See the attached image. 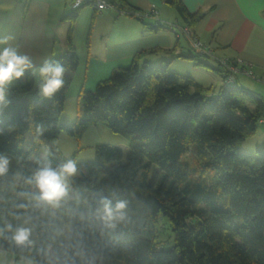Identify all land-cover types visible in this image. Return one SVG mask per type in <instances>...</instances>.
<instances>
[{
	"label": "trees",
	"instance_id": "1",
	"mask_svg": "<svg viewBox=\"0 0 264 264\" xmlns=\"http://www.w3.org/2000/svg\"><path fill=\"white\" fill-rule=\"evenodd\" d=\"M109 1L125 7L122 0ZM163 1L189 29L203 17L202 11L189 12L182 0ZM80 8L64 16L70 21L66 48L54 57L66 72L78 63L70 30ZM156 24L147 26L154 29ZM155 50L138 52L92 90L81 89L71 124L59 122L70 83L67 74L51 98L40 95L39 77L35 81L31 70L23 83L16 80L10 103L0 113V151L13 159L9 175L0 177V222L11 219L12 204L19 203L10 191L13 173L30 175L42 154V144L32 140L37 124L45 127L42 143H50L60 132L78 140L88 127L101 123L126 137L127 150L97 144L92 160L78 162L80 175L68 201L55 216L35 213L37 246L51 243L58 251L63 237L51 238L57 229L71 225L83 233L90 253L102 254L103 264H264V148L256 154L239 150L264 118V96L237 84L225 85L221 68L222 84L213 90L189 75L169 71L166 62L152 66L142 60L145 52ZM200 56L211 55L195 52L187 57L206 65ZM191 144V161L182 160ZM50 158L64 156L59 150ZM99 194L127 198L131 222L101 235L82 219ZM159 216L167 217L173 232L168 248L158 241ZM0 249L16 259L45 261L34 248H10L3 233Z\"/></svg>",
	"mask_w": 264,
	"mask_h": 264
},
{
	"label": "crops",
	"instance_id": "2",
	"mask_svg": "<svg viewBox=\"0 0 264 264\" xmlns=\"http://www.w3.org/2000/svg\"><path fill=\"white\" fill-rule=\"evenodd\" d=\"M122 1L126 8L141 11L145 16L136 18L118 15L112 9L99 12L93 7L85 10V14L90 16L81 68L83 87L95 86L99 80L107 78L113 69L128 65L138 52L152 49L156 50L145 52L142 57L147 64L154 58L159 62H166L167 66H171L175 61H181L187 69H172L174 72L189 75L198 84L213 90H217L222 84V78L217 71V68H220L218 60L221 58L239 60L254 74L262 76L264 0H182L189 12L203 13V17L190 31L193 37L212 51L208 59L213 63L198 58L206 65H196L187 57L195 53L191 48L190 38L179 30L182 26L180 18L163 0ZM70 2L71 0H15V4L21 5L22 9L17 15L13 8L0 11V35L14 36L12 42L17 43L21 51L29 52L37 64L50 56L63 53L70 26V21L64 16L73 10ZM82 8L77 11L72 22L70 30L72 45L76 33V20ZM29 10L32 15H29ZM153 10L154 15L147 14ZM157 22L160 25L154 29L147 26H156ZM80 63L78 59L75 70L66 72L70 81ZM197 68L203 69L205 73L196 70ZM209 71L219 75V83L212 74H208ZM86 81L89 82L87 85ZM214 84L218 87L215 88ZM235 84L253 92L256 90L255 85L261 86L258 81L241 74H237ZM259 94L264 96V89ZM65 105L66 92L63 111L66 110ZM74 110L76 114V106Z\"/></svg>",
	"mask_w": 264,
	"mask_h": 264
},
{
	"label": "clouds",
	"instance_id": "3",
	"mask_svg": "<svg viewBox=\"0 0 264 264\" xmlns=\"http://www.w3.org/2000/svg\"><path fill=\"white\" fill-rule=\"evenodd\" d=\"M13 5L0 0V10L11 9ZM29 15H32L29 10ZM14 36L0 35V113L10 101V87L29 70L34 76L39 77L38 88L40 95L45 98L53 97L65 84L66 67L54 56L44 59L37 64L33 56L27 51H21L20 46L14 43ZM0 129V133H2ZM45 132L43 125L37 124L32 134L34 143L42 144V154L36 157L35 165L30 175L24 176L21 172L13 173L10 191L15 200L8 215L11 219L4 218L0 222V233L8 241L10 248L35 249L37 255L45 258L44 264H103V256L90 253L84 244L83 233L75 231L71 225L57 229L51 238L63 237L59 241V250L53 251L51 243L37 246L34 239L36 231L37 211L43 215L47 212L55 216L56 210L68 201L72 185L80 175L78 161L65 156L54 161L50 153L60 150V143L53 138L50 143H42ZM12 157L0 151V177L8 176L12 167ZM130 203L127 198L114 194H99L93 198L86 217L94 224L101 235L110 234L121 226L131 222L129 214ZM25 264H41L34 257L27 258Z\"/></svg>",
	"mask_w": 264,
	"mask_h": 264
},
{
	"label": "rangeland",
	"instance_id": "4",
	"mask_svg": "<svg viewBox=\"0 0 264 264\" xmlns=\"http://www.w3.org/2000/svg\"><path fill=\"white\" fill-rule=\"evenodd\" d=\"M4 3H8L13 5V12L19 14L22 6L16 5L15 0H3ZM70 8V7H69ZM92 8V5L86 4L81 9L79 16L76 20V33L75 39L73 42L75 54L77 59H80L81 63L78 66V70L76 71L73 79L70 81L67 91H66V110H64L59 116V122L71 124L75 119V106L77 102V94L81 87H83V75H82V62L84 60L85 54V35L89 27V16L85 14V10ZM71 9V8H70ZM2 11V10H0ZM64 51V50H63ZM62 52L55 54V56L61 54ZM54 56V57H55ZM200 59L207 63H213L211 59L208 57L200 56ZM160 62L155 58L148 61L149 65L156 66ZM190 64V63H186ZM186 65L181 61H175L171 66H168V70L174 72L172 69H187ZM181 67V68H178ZM193 68V67H192ZM190 69V68H189ZM192 70V69H190ZM184 70V71H190ZM203 73L205 71L201 68H197ZM210 72V71H209ZM178 73V72H177ZM208 74H212V76L217 80V83L220 82V77L216 72H210ZM24 77H21L19 80L21 83L24 81ZM35 81H37V76H34ZM16 81L11 85L13 87ZM89 82L86 81V85ZM84 86L83 90H92L94 86ZM214 87L217 88L218 86L214 84ZM92 88V89H91ZM255 92H262L263 88L259 85H255ZM58 140L60 143V151L62 155L71 157L75 154V158L78 162L82 161H90L93 159L94 154V146L97 144H108L111 146L119 147L120 149L126 151L127 150V139L126 137L114 133L105 127L101 123H97L96 125H91L88 129L81 135L78 140H75L73 137L69 136L65 132H60L58 136ZM195 144H191L188 147V151L185 155L181 156L182 160L191 161V156L193 154V149ZM264 148V125L259 124L256 127L254 134L247 137L243 140L239 145V150L246 154H256V149ZM192 151V154H191ZM155 228L158 234V241L162 248H168L173 243V232L170 227V223L166 216H159L155 223ZM16 260V257L7 250L0 249V264H12Z\"/></svg>",
	"mask_w": 264,
	"mask_h": 264
},
{
	"label": "built area",
	"instance_id": "5",
	"mask_svg": "<svg viewBox=\"0 0 264 264\" xmlns=\"http://www.w3.org/2000/svg\"><path fill=\"white\" fill-rule=\"evenodd\" d=\"M86 4L92 5V7L99 12L107 9H112L118 15L132 16L136 18L145 16L143 12L138 10H133L126 7H116L109 0H71L70 2V6L73 10L80 8L81 6ZM154 13L155 11L153 10L151 12H148L147 14L154 15ZM179 30H181L188 38H190L191 48L194 52L211 55L212 51L208 49L199 39L193 37L190 29L187 26H183ZM218 65L221 70H223V83L225 85L235 84L237 74H241L246 76L247 78L258 81L264 89V72L262 76H257L248 66H246V64L241 63L236 59L221 58L218 60ZM258 123L264 125V118H260L258 120ZM26 260L27 259L24 256H21L17 258L12 264H25Z\"/></svg>",
	"mask_w": 264,
	"mask_h": 264
}]
</instances>
